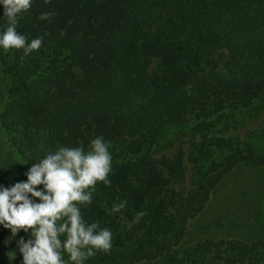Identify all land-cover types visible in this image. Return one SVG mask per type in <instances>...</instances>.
Returning <instances> with one entry per match:
<instances>
[{"label":"trees","instance_id":"1","mask_svg":"<svg viewBox=\"0 0 264 264\" xmlns=\"http://www.w3.org/2000/svg\"><path fill=\"white\" fill-rule=\"evenodd\" d=\"M17 31L43 41L28 56L0 50L9 154L27 169L61 146L86 148L97 135L111 143L110 184H96L81 214L111 229L112 247L86 264H264V235L187 242L223 175L264 165V120L244 140L204 135L187 157L189 187L182 152L154 154L177 130H207L264 103V0H33ZM121 200L123 219L145 212L130 229L106 211ZM20 236L0 228V264H12Z\"/></svg>","mask_w":264,"mask_h":264},{"label":"clouds","instance_id":"2","mask_svg":"<svg viewBox=\"0 0 264 264\" xmlns=\"http://www.w3.org/2000/svg\"><path fill=\"white\" fill-rule=\"evenodd\" d=\"M49 0H43L47 4ZM33 0H0V50L21 49L24 56L38 50L43 37L28 39L17 31L18 21ZM53 12H41L49 20ZM111 143L103 136L90 139L87 147L61 146L46 152L23 173L25 179L8 186L0 184V228L16 240L21 264H86L98 252L112 247V231L96 221H87L81 207L92 202L96 184L109 185L112 171ZM126 207L121 200L106 208L109 215ZM145 215L136 211L122 225L130 229Z\"/></svg>","mask_w":264,"mask_h":264},{"label":"rangeland","instance_id":"3","mask_svg":"<svg viewBox=\"0 0 264 264\" xmlns=\"http://www.w3.org/2000/svg\"><path fill=\"white\" fill-rule=\"evenodd\" d=\"M10 76L0 71V107L6 98ZM264 120V103H257L224 119L212 122L209 129L186 128L166 136L155 148L156 156L182 152L184 187L193 179L194 164L189 153L199 154L204 135L247 139L257 131ZM261 142L257 141L256 145ZM26 168L9 154L5 137L0 132V184L8 186L25 179ZM264 235V165L247 162L236 164L224 174L212 190L205 208L195 216L188 227L187 242L205 237H239L251 239ZM12 264H21L19 251L9 256Z\"/></svg>","mask_w":264,"mask_h":264}]
</instances>
